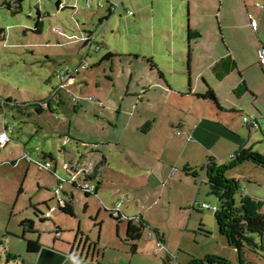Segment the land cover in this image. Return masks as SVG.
Here are the masks:
<instances>
[{
  "label": "rangeland",
  "instance_id": "obj_1",
  "mask_svg": "<svg viewBox=\"0 0 264 264\" xmlns=\"http://www.w3.org/2000/svg\"><path fill=\"white\" fill-rule=\"evenodd\" d=\"M5 1L0 0V32L6 36L3 41L0 35L1 98H10L18 103L46 100L58 85L54 78L58 71L74 70L82 61L88 69L76 76V84L69 85L71 93L64 91L52 103V113L45 111L38 115L35 110H31L23 115L17 110L7 112L6 123L14 128V132L9 134L12 139L21 131L32 133L40 122L43 132L34 134L32 148H27V153L36 163H45L43 154H53L55 161L52 164H56L57 172L54 176L51 172L42 171L37 165L30 164V171L26 176L27 164L11 168V162H4L7 156L14 155L13 159H22V146L13 142L5 150L0 148V264H7L11 248L26 253V239L21 236L20 222L28 218L36 220L37 226L48 224L44 227L51 232L57 231V227L63 232L79 227L93 241H98L100 237L104 246L115 249L114 259L119 257L130 262L132 244L129 243L123 249L124 252L119 251L122 242L126 243L127 236L126 233L117 236L116 228L119 223L111 219L104 206L112 208L114 203H119L121 197L127 195L131 203L132 197L138 193L131 189V185L137 188L148 179H152V187H161L160 190L170 185L169 179H177L174 183L179 185V190L172 197L171 206L163 205L162 199L158 200L160 202L156 207L158 209L163 205L158 215L159 222L162 223L166 239L173 246L167 248L170 254L160 250L155 253L157 248L153 247L154 243L147 242V231L138 242L142 245V250L139 255H134H137L134 264H189L194 259H204L208 255L222 257L230 264H241L238 253L219 233L215 218V209L220 207L218 199L210 193L206 182L200 186L201 168L206 165L208 158H215L216 163L221 166L231 164L229 157L232 153L228 151L232 148V134H235L233 138L238 139L241 145L237 151L242 147H253L254 152L264 156V69L258 63L255 43L261 37L251 28L243 26V22L247 21L243 15L236 17L239 14L238 2L224 0L221 10L219 0L191 3L188 0H113L114 4L124 3V6L100 25V18L108 16L105 0H61L64 5L59 11V0H24L21 11H16L15 7L8 9ZM88 3L93 5L92 8L88 7ZM101 3L106 4V9L99 8ZM39 21L43 22L41 34L34 32ZM234 23H238L242 29H233ZM226 25L231 29L223 30ZM188 26L192 31L191 43L188 40ZM57 28L66 39L56 33ZM84 28L94 31L93 36L97 37L92 48L79 41ZM223 33L231 46L235 44L242 52L240 58L247 66L250 63L257 64L244 70L242 74L235 71L228 76L221 70V79L217 78L214 70L202 71L209 83L217 87L220 102L226 110L231 111L238 105L237 115L233 116L229 112L225 116L226 121L229 119V125L232 121L230 117H233L235 125L232 130L226 129L212 118V110L206 108L210 104L204 107L194 99L189 101L185 95V99H182L177 94L172 95V100L167 99L171 94L159 85V73L155 66H162L166 72L172 70L171 75L184 79V83L177 88L187 92L189 47L192 49L196 75L197 66L201 68L206 63L207 68H212V58H217L219 52L225 54ZM231 37L234 41H230ZM97 46L101 47L99 52H96ZM88 50L91 52L86 60L84 57ZM211 51L217 57H213ZM106 54H111L113 58L102 62ZM151 59L155 66L153 68L147 62ZM179 66L182 72L176 74L174 70ZM242 76L248 79L253 90L245 92L243 88L244 92L237 95L232 89L237 88L240 81L242 83ZM82 82L86 84L80 90L78 84ZM197 86L200 88L199 92L206 93L202 80L196 83ZM73 98L80 100L75 102ZM193 106L197 109H193ZM184 108L188 109V113ZM196 111L203 112L206 126L212 129L208 137L201 136L204 149L198 148L199 141L196 140L190 141L191 148L188 150L187 139L182 136L184 130L170 126L167 120L162 123L160 120L157 125L152 124L148 129L151 132L143 133L153 114L165 116L171 113L175 117L190 118L189 112ZM3 116L0 108L1 121ZM250 116L258 117L261 130L253 128L249 132L243 122L245 117ZM137 124L143 126L139 131L132 128ZM194 143L198 146H194ZM209 144L215 146L213 151L206 147ZM192 145L195 151L192 150ZM168 146L170 151L166 152ZM154 150H160L163 159L158 160L157 156H153L151 151ZM172 151L176 154L174 160L170 159ZM137 153L142 157L139 158ZM104 158L107 159L105 168L101 165V161L105 162ZM131 160L142 165H134ZM190 160L192 169H196L200 175L198 178L184 172ZM160 162H164L165 166L161 167ZM95 167H99L97 169L102 174L93 184L98 186L102 181L104 186L97 197L87 199L82 191L73 190L70 182L75 179L77 186L84 188L86 176L94 173ZM226 178L239 183L241 193L237 194V201L241 195L260 201L261 214L264 215V168L253 162H244L227 171ZM129 179L136 180L131 182ZM156 179H167V183L164 180V186L161 183L159 186ZM178 179L185 181L181 183ZM60 181L66 182L64 193L74 195L72 205L76 218L59 210L55 211L58 200L54 190L59 188ZM108 193L114 194L116 198L111 201L112 198L109 197L110 202H113L111 204L103 197ZM61 196H64L63 193ZM40 199L46 200L53 211L52 221L43 223L36 217L32 204ZM195 199L200 206L207 204L214 207V210L199 209L198 205L193 210ZM183 204V211H180ZM40 209L45 214L48 212L46 205H41ZM125 213L131 214L128 211ZM98 215L100 222L104 221L103 224L97 225L95 222ZM11 232H19L20 237L12 238ZM66 234L72 236L70 233ZM252 238L258 248L244 249V264H264V232L255 234ZM82 239L85 241L86 237ZM22 260L21 257L18 258V264H22Z\"/></svg>",
  "mask_w": 264,
  "mask_h": 264
},
{
  "label": "crops",
  "instance_id": "obj_2",
  "mask_svg": "<svg viewBox=\"0 0 264 264\" xmlns=\"http://www.w3.org/2000/svg\"><path fill=\"white\" fill-rule=\"evenodd\" d=\"M188 1H190V3H191V2H195V1H199V0H188ZM219 1L222 4V7H221V10H222L223 6H224V2H223L224 0H219ZM229 1H231V0H227L226 2H229ZM236 1L239 4V6H238V13L239 14L236 15V17L240 16V14L243 15V17L246 18V20H247L246 22H243V26L246 27V28L247 27L251 28L253 32H255L256 34H259L260 37H261L260 38L261 40H258V43L255 42L256 45H257V47H256V57H257L258 49L261 48V47H264V7H262V5H264V0H240V1L236 0ZM6 2H8V0H6L5 3ZM190 3L188 4L189 6H190ZM63 5L64 4H63V2L61 0H59L57 2L58 11L63 8ZM92 6L93 5L91 3H88V7L89 8H92ZM14 7L13 8L16 9L17 6L15 5ZM121 8H122V6H121ZM38 13L40 15V19L42 20L41 12L39 11ZM230 15L232 16V14H230ZM249 15H252L254 17V19L260 20V26H259V29H258L257 32L254 31L253 28L250 25ZM106 17L104 19H103V17L100 18V20H99V24L100 25H103ZM248 21H249V23H248ZM221 26H222V22H221ZM41 27H42V32H43V22H41ZM189 27L190 26H188V31H189ZM232 28L233 29H238V30L242 29V27L239 26L238 23L237 24L234 23ZM224 29L228 30V29H231V28H230V26L226 25V26H223V30ZM260 30H261V32H260ZM93 34H94V31L93 32H92V30L88 31V30H86L84 28L83 29V36L80 37L79 41L82 42L83 38L93 37V38H95L94 42H92V40H91L90 43L82 42L87 47L88 46L89 47H91V46L93 47V45L96 43V39H97V37H94ZM0 35L2 36L1 38L4 41L6 39L5 34L4 33L3 34L0 33ZM84 35H86V36H84ZM225 35L226 34L223 33L224 43L226 44L225 54L219 52L218 53V57H217L216 54H213L212 51H211L212 56L213 57H217V58H212V63L211 64H213L214 67L207 68L206 67L207 66L206 63L201 68H198V66H197L196 69L198 70V73L195 75L194 59H192L193 55H191V58H190L189 64H188V66L190 67V70H187V74L189 76V90L187 92H183V90H180V89L178 90V88H177V87H180L184 83V81H185L184 79L180 78V76L175 77V76L171 75L170 72L172 70H167V72H166L162 68V66H159V65L157 66V64H155V66H156V69L158 70V73L162 74V78L159 75V79H160L159 85L161 87H163V88H166V91L168 90L170 92V94H171L170 96L167 97V99L170 98L172 100L173 99L172 95L173 94H177V96L178 97L181 96L182 99H185V97H187V99L189 101L191 99H194L198 103H201L202 106L206 107L205 106L206 104H210V103H208V100L196 97V95H204L205 94V92H203V93L199 92V89H200L199 86L196 87V83L199 82V80H202L204 85H205L206 92H207V88H211L214 91L216 97L219 100L220 109L218 107L212 105V104L208 105L209 107H206V108H209L210 110H212V113H210L212 115V118L214 120L218 121L219 123H221L226 129L232 130V128L235 125L233 117H230L232 119V121H230V125H229V124H227V122H229V119H228V121H226L225 116L230 114L229 112H231V114H233V116L237 115L238 114V110H237L238 105L235 108H233L231 111L230 110H226L224 105L220 102V97L218 96L217 87L216 86H212L209 83V81L205 78V76L202 75V71L206 72V71L214 70L216 72V74H217V78L221 79V77H223V73H222L221 70H224V74H227L228 76L230 74L234 73L235 71H237L239 74L240 73L242 74V72L244 70L248 69L249 67H253V66L257 65V64L253 65V64L250 63V66H247V64H245V62H243L242 59L240 58L242 52H240V50L238 49V47H236L235 44L233 46H231V44L226 40V36ZM60 36L62 38L66 39V36L64 34H62ZM198 36H200V35H198ZM233 39L234 38L231 37L230 41H234ZM99 45H100V43H99ZM100 48L101 47L97 46L96 52H99L101 50ZM213 51H215L217 53L216 50H213ZM90 52H91V50H88V52L85 55L84 59H86V60L88 59V57L90 56ZM204 54L208 55V53H206V52ZM107 55H111V54H106V56ZM82 63H83V61L81 62V64ZM174 71H175L176 74L180 73V72H182V68L179 66ZM172 73H173V71H172ZM241 79H244L243 80L244 82L242 81V83H241V81H240L237 84L238 87L237 88L233 87V89H232L233 91H235V93L237 95H241L244 91L248 92L249 90L250 91L253 90V88H250V86L248 84V79L245 76H242ZM218 81H220V80H218ZM84 84H86V83L82 82V83L78 84V87L80 88V90L83 89V85ZM243 88H244V91H243ZM145 93H146V88H145ZM183 95H185V97ZM53 102L54 101L51 102V106H52ZM31 103H33V102H31ZM100 103H102V102H100ZM16 104H21V103H18L16 101L13 102L10 98H8V99L3 98L2 102L0 103V108H1V110H3V115H4L2 121L0 119V133H2L4 130L8 133V135L11 132L12 133L14 132L13 126L10 127V126L7 125L6 116H7L8 110H12V105H16ZM197 105H200V104H197ZM76 109H77V107H76ZM193 109L196 110L197 107L193 106ZM31 110H35V109L32 106H30V107H27L26 110H21V111L17 110V111L21 112L24 115L26 111H31ZM184 110L188 113V111H187L188 109L184 108ZM43 113H38V115H42ZM202 113L203 112H200V111L189 112V115H191L190 118L175 117L171 113H168L165 116L158 115V114H153V115H151L150 120H148V128L147 129H143V130H145V132H143V133H146V134L148 132L150 133L151 130L148 131V129H150L152 127V124L157 125L160 120H162L161 123L163 122V120H165V121L167 120V123L170 124V126L178 127L180 129L184 130L183 133H182V136H184L187 139L188 144L186 145V148L188 147V150L191 148L190 147L191 146L190 141L194 142L196 140L199 141V143H198L199 147L198 148L201 147V148L204 149V146H203L204 144L202 142V139H203L202 137H204V136L208 137L209 131L212 132V129H210V127L206 126V122L204 121ZM239 113H241V112H239ZM245 126L248 128L249 132L253 129V127L249 128L247 125H245ZM132 128H133V130L139 131V130H141L143 128V126L140 127V124H137V125H133ZM260 130H261V126H260ZM40 132H43V128L40 125V122H38L36 124V130H34L32 133L26 134L23 131H21V132L17 133V135H18L17 137H13V139L10 138V142L8 143V145L4 149H2L1 147L0 148L2 150H5L9 145H11V143L14 142V143H17L18 145L22 146V149L24 151V156H23L22 159L18 158L17 160L13 159L15 157L14 155L13 156H7V157H5L4 162L8 163V164H9V162H11L10 163V165L12 166L11 168H18L23 163L27 164L28 166L25 167L26 168L25 175L28 176V173L30 171V166L31 165H30L29 162H27L25 160V155H26V153L28 151L27 148H32V142L31 141L33 140L34 134H39ZM232 135L235 136V134H232ZM233 136L230 139L231 142H232L231 143L232 144V148L229 149V151H228V152L232 153L231 155L236 154L237 153V148L241 147L240 143L237 141L238 139L233 138ZM19 137H21V138H19ZM189 137H191V139H189ZM194 144H195L194 146H198L196 143H194ZM209 145L210 146H206V147L209 148V151H213L215 146H213L211 144H209ZM192 150L195 151L193 145H192ZM165 151L169 152L170 151V147L168 146ZM184 151H187V150H184ZM151 152H152L153 156H157L156 158L158 160L163 159V156L160 155V150H156V151L154 150V151H151ZM14 154H15V152H14ZM43 155H44V160L45 161H50V162H54L55 161V159L53 157V154H48L46 156H45V154H43ZM137 156L139 158L142 157V155L139 154V153H137ZM175 157H176V154L174 153V151H172V154L170 155V159L174 160ZM138 161H141V160L138 159ZM131 162H134V165H142V164H137L134 160H131ZM159 164H160L161 167L165 166L164 162H160ZM192 165H193L192 161L190 160V162H187V166L186 167L192 168L193 167ZM96 168L97 167L93 168V169H95L94 173L90 174L93 177L92 178L93 180L89 181L91 184H93V181L98 176H100L102 174L101 171L100 170L99 171L96 170ZM40 170L49 171L54 176H56V172H57L56 164L53 166V171L46 170V169H40ZM129 180L131 182H134V180H136V179H129ZM164 180L167 183V179H156L155 182H157L159 186H160V183H161V185L163 184L162 185V187H163L164 186ZM178 180L181 183H183L185 181L184 179H178ZM176 181H177V179H169V184L170 185L169 186L166 185L165 189L160 190L161 187H158V186L157 187H152V184H151L152 183V179H148L147 182H145L143 184H140L137 188H135L134 185H131V187H132L131 189L134 190L135 192H138L136 194V196L132 197L131 203H130V200L128 198L129 195H127L126 197H121L119 203H116V204L114 203L111 206L112 208H107L106 206H104L105 212L107 211L106 213L110 215V213H108L110 210L115 209L118 205L121 204V202L123 200H126L124 203L121 204V206L122 205L126 206V208L123 207V206L120 208L121 216L124 217V219L121 221V223H119V225L116 228L117 236L120 237V235H122V233H124V234L126 233V236H127V226H128L129 221H132L133 225L138 226L137 219L139 218L138 217L139 213H141L140 214V218H142V220H144V222H146L151 228L158 229L160 231V233H162L164 235V238H165L164 243H160L159 240L157 239L156 235L152 232V233H148V235H147L148 241L147 242L154 243L153 247L155 246V248H157V252L155 250V253H159V250H160V252H165L166 254H170L169 251L167 250V248H168V246H173V244L170 243L169 239L168 240L166 239L165 234L162 232V228H161L162 227V223L159 222L158 215H159L160 210L162 209L163 205L168 204V205L171 206V204L173 202L172 201V199H173L172 197H174L176 195V193L178 192V190H179V185L174 183ZM65 183H64V186H65ZM204 183H201V177H200V186L202 184H204ZM59 184H60V182H59ZM93 185H95V184H93ZM100 185H101V187L99 188V190L104 186L102 181L100 182ZM200 186H199V189H200ZM72 189L73 190H77V189H74L73 186H72ZM121 190H122V188L120 189V191ZM98 193H99V191H98ZM54 194H55V190H54ZM63 195L64 196L63 197L61 196V199H62V201L64 203H72L74 201V195L73 194H71V195L70 194H65L64 191H63ZM56 197H57V195H56ZM103 197L108 202V204L110 202L109 197L112 198L111 201H114L116 199L115 195L114 194L112 195V193H108V195L104 194ZM162 199H163V201L161 203H163V205H161L160 207H158V209H156V207L159 205V202ZM158 200H160V201L158 202ZM45 201L46 200H43V199L41 200L40 199L37 202H35V204H32V205H33V207H37V209L39 211V213H38L39 215L38 214L37 215L41 216V217H43V215H47V213H49L51 211V217L50 218H46L45 217V218L47 219V221H52L53 220V213H52L53 211L50 209L49 204L47 202H45ZM111 203H113V202H110V204ZM140 203H142L143 205L140 206ZM195 203H196L195 205L196 206L198 205V207L200 209V205L198 204V200L195 199ZM41 205H46V207L48 208V212L46 214H45V212H43V210L40 209ZM58 205L59 204H57V206L55 208V211H57ZM183 207H184V204L179 208V210L183 211ZM122 208H124V210ZM125 211H128L131 214H127V213H125ZM152 211L155 212L154 213L155 215L153 213H150ZM40 213H41V215H40ZM38 216H36L38 218V220H41L40 219L41 217L39 218ZM75 218H76V215H75ZM25 221H32L33 222V226H29V225L22 226V223L24 222V220H22L20 222V225L22 226V228H21L22 229L21 236L24 239H26L27 241H34V242L38 241L41 244L42 249H48V250L54 252L53 254L52 253H47L46 254V259L49 262L48 264H126V263L127 264H134L137 255H139V253L142 250L141 247H140L142 245L140 243H138L137 244L136 253H134L133 252V248H131L132 260L130 262H128V260H126V259H119V257H117V259H114L115 257H114L113 254H116V253H114L113 250H115V249L112 250L111 248H108L107 246H104L102 244V242H101L100 237H99L98 241H96V242L93 241L90 238V236H85V234L82 232V229L79 228V227L77 229H75V230H66L64 232L60 229V227H57V231L51 232L49 229L45 228L48 224L46 226L45 225L37 226L36 220H31V218H28ZM201 221L204 222L203 219ZM95 222L97 223V225L104 223V221L100 222L99 215L96 216V221ZM100 227L101 226H99V228ZM66 233H70V234H72V236L69 237V235L66 234ZM19 235H20L19 232H11V236H13L12 238H14V237L18 238ZM82 237H86V240L83 241ZM123 242H122L123 245H122V247H120L121 249L119 250V251H122V252H124L123 249H125L126 247L129 246V242L128 241H126V243L125 242L123 243ZM126 244H128V245H126ZM26 248H27V245H26ZM107 249H111V250H107ZM9 254L12 256V258L13 257H21V259H23L22 260V264H35L36 261H37V256H36L37 254H32L31 256H29V255H27V251H26V253L25 252L23 253V252H20L19 250H17L16 248H11ZM9 254H8L7 264H12V263L18 264V258H17V260H14V259L9 257L10 256ZM135 254H137V255L134 256ZM62 255L63 256L65 255L68 258L66 260H64L62 258ZM168 259H169V257H168Z\"/></svg>",
  "mask_w": 264,
  "mask_h": 264
},
{
  "label": "trees",
  "instance_id": "obj_3",
  "mask_svg": "<svg viewBox=\"0 0 264 264\" xmlns=\"http://www.w3.org/2000/svg\"><path fill=\"white\" fill-rule=\"evenodd\" d=\"M23 1L24 0H8V2L5 3V6L8 7V9H13V7L16 5L17 6L16 11H21ZM105 1L107 3V0ZM120 5L123 6L124 3H121ZM108 10H109L108 16L106 17L105 21L108 20V18H110L114 13L112 10L110 9ZM34 32L37 34L42 33V27L40 21L37 22ZM188 33H189L188 40L191 43L193 38L190 27ZM191 53L192 50L191 47H189L188 64L191 58ZM111 58H113L112 55H107L102 60V62L109 60ZM151 61L152 60L147 62L153 68L155 66ZM188 70H190L189 66H188ZM159 75L162 78V74L159 73ZM196 97L208 100V103L220 109L219 100L211 88H207V92L204 95H196ZM2 100L3 98L0 97V103L2 102ZM45 102L46 100H40L29 104L28 103L16 104V105H12V110L21 111V110H26L27 107L32 106L37 113H43L45 111H49L50 113H52L53 111L51 108L52 101L47 103V106L43 105ZM235 155H236L235 159L231 160V164L228 166H220L216 163L215 158L212 157L208 158L206 165L201 168L202 171L201 178L203 177L204 174L205 176L204 182L208 184L210 193L214 195L220 203V207L215 209V218L218 225L219 233L227 239L229 246L238 253L241 264H244L245 263L244 249L247 247L258 248L252 236L255 234H262L264 232V215L261 214L262 203L260 201H256L252 199L249 196H243V195H241L240 200L237 201L236 196L237 194L241 193L239 183L236 180H228L226 178V172L235 168L236 166H239L244 162H253L255 165L264 168V156L254 152L253 147L250 148L242 147L237 151ZM25 156H26L25 160L27 162H29L30 164L37 165L40 169H43L42 165L50 162V161H45V163H36L31 160V158L27 153ZM104 161L105 162L101 161V165H103L102 166L103 168L105 167L104 163L107 162V159L104 158ZM97 168L99 169V167ZM97 168L96 170H98ZM184 172L187 175H193L194 177L200 176L196 169H192L190 167H185ZM92 178L93 177L91 175H88L86 176L85 180L86 182H89L93 180ZM64 182L60 181L59 186L64 185ZM71 185L73 186L74 189L82 191L87 199L92 196L97 197L99 188L101 187L100 184L98 186L95 185V190L91 193H88L84 188L77 186V183H72ZM204 205L206 207H203ZM195 208L196 205L194 204L192 206V209L195 210ZM200 209L214 210V207L212 206L210 207L207 204H202L200 206ZM34 210L36 216H38L39 211L37 207H35ZM57 210L61 211L67 216L75 218V210L74 207L72 206V203H64L63 206L58 205ZM108 213H110L111 219L117 221L118 223H121V221L124 219V217L122 216H120V218H115L112 210H110ZM38 217L40 218L41 216ZM45 217L47 218V215H43V217L40 218L41 219L40 221L45 223L47 221ZM137 223L138 226H135L133 225L132 221H129L127 226V241L132 244L134 253H136L137 251L138 242L141 241V239L143 238V234L145 232L147 233V231L149 233L153 232L156 235L159 242L164 243L165 240L164 235L160 233L158 229L151 228L146 222H144V220H142V218H139ZM24 225L33 226V222L24 221L22 223V226ZM26 245H27V253L31 255L37 254L42 249L41 244L38 241L34 242V241L26 240ZM9 257L12 258L11 255ZM17 258L20 257H13L12 259L17 260ZM189 264H230V262L219 256L208 255L204 259H194Z\"/></svg>",
  "mask_w": 264,
  "mask_h": 264
},
{
  "label": "built area",
  "instance_id": "obj_4",
  "mask_svg": "<svg viewBox=\"0 0 264 264\" xmlns=\"http://www.w3.org/2000/svg\"><path fill=\"white\" fill-rule=\"evenodd\" d=\"M14 3V1H13ZM107 5H108V9L112 10L113 12H116L121 5L119 4H114L113 0H107ZM90 6V5H89ZM262 7H264V5H262ZM99 8L100 9H106V4L105 3H101L99 4ZM132 14V13H130ZM249 20H250V25L253 28L254 31H257L259 28V24H260V20H256L254 19V17L252 15H249ZM57 32V34L62 35V31L57 28L55 30ZM92 40V42L95 41V38L90 37V38H83L82 42H86V43H90ZM257 59H258V63L259 65L264 69V47H261L258 49L257 51ZM88 67L85 66L83 63L77 67L76 69L72 70V69H66V70H60L57 72L56 76L54 77L57 82L58 85L57 87L52 91V93L50 94V97L46 100V102L43 104L44 106H47V103H49L50 101H57L58 97L61 96V94L66 91L67 93H71V90H69V85H74L75 83V78L76 76L81 72V71H85L87 70ZM79 98H73V101L77 102L79 101ZM87 101H94V99H86ZM244 124L247 125L249 128L253 127L255 129H260V125L258 123V117L256 116H250V117H245L244 118ZM10 142V137L8 135V133L4 130L2 133H0V147L2 149H4L8 143ZM236 155H230V159H235ZM26 158V156H25ZM43 169L46 170H50L53 171V164L52 162H48L45 163L44 165H42ZM205 176L203 174V177L201 178V183L204 182ZM75 179H73L71 181V183H75L74 181ZM64 182V181H63ZM65 183V182H64ZM64 189V185H60L59 188L55 189V194L57 195L58 198V202L60 206H63L64 203L61 199V192ZM84 189L88 192L91 193L95 190V185L91 184L90 182H86L84 185ZM126 200H123L121 202L124 203ZM120 204V205H121ZM120 205H118L115 209H113V215L115 218H120L121 214H120ZM203 207H206L205 205ZM140 214L138 215V217L140 218ZM51 217V211L49 213H47V218ZM139 218L137 219V221L139 220Z\"/></svg>",
  "mask_w": 264,
  "mask_h": 264
},
{
  "label": "water",
  "instance_id": "obj_5",
  "mask_svg": "<svg viewBox=\"0 0 264 264\" xmlns=\"http://www.w3.org/2000/svg\"><path fill=\"white\" fill-rule=\"evenodd\" d=\"M47 253H54V252H52V251H50V250H48V249H42L41 251H39L38 253H37V261H36V263L35 264H48L49 262H48V260L46 259V254ZM62 258L64 259V260H66L68 257L67 256H63L62 255Z\"/></svg>",
  "mask_w": 264,
  "mask_h": 264
},
{
  "label": "clouds",
  "instance_id": "obj_6",
  "mask_svg": "<svg viewBox=\"0 0 264 264\" xmlns=\"http://www.w3.org/2000/svg\"><path fill=\"white\" fill-rule=\"evenodd\" d=\"M230 158V157H229ZM232 160V159H231Z\"/></svg>",
  "mask_w": 264,
  "mask_h": 264
}]
</instances>
